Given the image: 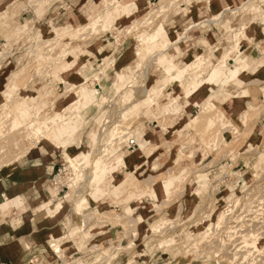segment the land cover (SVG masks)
<instances>
[{
  "label": "rangeland",
  "instance_id": "1",
  "mask_svg": "<svg viewBox=\"0 0 264 264\" xmlns=\"http://www.w3.org/2000/svg\"><path fill=\"white\" fill-rule=\"evenodd\" d=\"M214 1L0 0V163L9 166L8 157L34 148L62 164L50 183L54 195L61 192L55 212L68 203L79 219L48 242L63 264H264V80H247L264 68V0H228L226 10L213 9ZM244 3L242 19L229 12ZM61 8L75 18L63 20ZM91 13H100L93 26L85 24ZM72 25L73 41L49 42ZM198 37L201 45L185 54ZM217 48L199 72L178 79L166 71L172 59L187 62ZM222 59L228 63L221 73L241 66V76H208ZM126 61L130 66L115 75ZM192 83L209 96L189 111L179 98ZM158 94L164 101L154 103ZM33 97L27 115L22 103ZM21 105L15 131L8 111ZM196 117L201 124L192 127ZM34 118L36 127L46 122L47 136L32 127ZM120 154L130 161L119 163ZM108 225L121 231L116 243L103 239ZM243 244L250 249L239 250ZM72 246L74 259L66 253Z\"/></svg>",
  "mask_w": 264,
  "mask_h": 264
},
{
  "label": "crops",
  "instance_id": "2",
  "mask_svg": "<svg viewBox=\"0 0 264 264\" xmlns=\"http://www.w3.org/2000/svg\"><path fill=\"white\" fill-rule=\"evenodd\" d=\"M229 5L228 0H219L213 4L212 8H219L220 10L225 7L226 10ZM69 9H71V6H69ZM60 10L63 13V20L67 21L76 16L74 12L62 8ZM214 32L215 30L212 31V35ZM204 39L208 40V37L205 36ZM201 40L202 38L198 37L195 43L186 47L183 52L185 54L191 53L197 46L201 45ZM243 51L247 52L249 49L245 48ZM121 64V69L116 71L115 75L117 76L124 72L122 71L123 68L130 66L131 61L121 62ZM9 66L10 64L7 63L5 68L7 69ZM3 74L4 72H0L1 84L5 80ZM212 75L221 76L216 81L222 80L226 76L223 72L221 75L220 70L215 71ZM248 75V81L260 78L264 80V68ZM129 78L128 76L127 79ZM209 89L212 90L213 87L205 89L204 92ZM236 105L234 103L232 106H228L227 111L231 114L235 113ZM193 109H196V107L189 109V111ZM153 142L160 145L161 139H154ZM14 143H16L15 140ZM44 146L45 144L40 145L42 149L46 148ZM8 158H10L9 166H6L3 162L0 163V264H41L44 259H51L53 264H63L57 254L47 250L49 249L48 242L51 239H61L68 231L69 225L77 228L79 219L73 214L72 207L68 203H64L63 208L55 212L61 192L54 195L50 183L53 182L56 170L62 167V164L53 156L44 155L34 148L30 149L22 158ZM154 158V162L151 163L158 160L157 156ZM130 159L128 158L126 162H129ZM132 161L134 160L132 159ZM124 168L126 171L128 170L127 166ZM124 168L121 169L118 177L123 175ZM149 177H154V175L150 174ZM106 203L108 207L115 206ZM144 227L143 223L138 224L137 233L140 240L146 232ZM119 233L121 231L118 226L108 225L103 239L106 243L110 241L116 243ZM75 246H72V249L66 252L69 258L72 256L74 259L77 255ZM129 259L131 260L130 257Z\"/></svg>",
  "mask_w": 264,
  "mask_h": 264
},
{
  "label": "bare ground",
  "instance_id": "3",
  "mask_svg": "<svg viewBox=\"0 0 264 264\" xmlns=\"http://www.w3.org/2000/svg\"><path fill=\"white\" fill-rule=\"evenodd\" d=\"M108 0H106V2H107ZM122 1V0H121ZM248 1V0H247ZM247 1H245V2H247ZM119 3H120V1H118ZM207 5V4H206ZM247 5H248V3H244L243 5H241L238 9H234V10H229V12L230 13H239V14H241L240 16H241V19H242V17H244L245 16V12L244 11H246L248 8H247ZM208 6V5H207ZM118 8H122L121 7V5L119 4L118 5ZM252 8V7H251ZM201 9H203L202 7H200V10ZM250 9V8H249ZM251 10V9H250ZM170 11V10H169ZM241 11H243V12H241ZM107 11H104V13L103 14H105ZM100 15V13L99 14H95V13H91L89 16H88V18H87V22L85 23V24H87V25H94V24H96V23H94V20H97L98 19V16ZM236 17V16H235ZM152 18V17H151ZM150 18V19H151ZM101 19V18H100ZM150 19H148V21H154L155 22V20H154V18L152 19V20H150ZM141 21V20H140ZM148 21H146V22H148ZM145 22V21H144ZM144 22H143V24H144ZM151 22V24H153ZM186 22V21H185ZM208 23H211V24H214L215 22H216V20H212V21H207ZM140 24H138V25H141V22H139ZM135 24V23H134ZM133 24V25H134ZM175 24H177L176 26H179V23H178V21L175 23ZM199 24V23H198ZM148 25V24H147ZM169 25H171V24H169ZM200 25V24H199ZM136 26V25H135ZM151 26V25H150ZM175 26V27H176ZM197 27H198V25H196ZM195 26V27H196ZM148 27V26H147ZM175 27L173 26V24L171 25V26H169V28H168V30H174L175 29ZM77 27H75L74 25H72L71 27H69V29L68 30H66L65 32H63V33H61V34H56V36L55 37H53L49 42H56V41H58V40H60L61 38L63 39V37H65V38H69L70 37V39L72 38L73 39V36L75 35V34H77L78 33V30L76 29ZM96 28V27H95ZM134 28V27H133ZM143 28H144V26H143ZM149 28V27H148ZM163 29V27L161 26V25H158L157 27H156V29L153 31L154 32V37L155 38H157L158 36H159V34L161 33V30ZM231 31V30H230ZM92 32V31H91ZM228 33V32H227ZM226 34V33H225ZM226 36V35H225ZM64 38V39H65ZM88 38V37H87ZM71 39V40H72ZM227 39V38H226ZM86 40V39H85ZM179 40V41H178ZM177 41V43H179L180 42V38L178 39ZM182 40V39H181ZM73 41V40H72ZM226 42V41H225ZM171 44V42H170V40L168 39L167 40V44ZM177 43H175V44H177ZM172 44H174V43H172ZM180 44V43H179ZM174 46V45H173ZM201 52L202 53H195L194 54V56L193 57H191L190 59H188L187 60V62L186 61H178L177 60V58H175V59H172V61H170V63H168L167 64V66H166V71H167V73L168 74H170V75H172L173 77H175V78H178V79H182V78H184V76H186L185 74L191 69L192 71L193 70H199L203 65H205L204 63L205 62H208L209 60H210V58L212 57V54L214 55V53H219V51H218V48L217 49H215V51L213 52V53H211V51L210 50H201ZM225 53V52H224ZM223 54V53H222ZM2 56V53H0V57ZM65 57V56H64ZM64 57H62V59L64 58ZM226 59H222V61L220 60L215 66H214V68L211 70V73L208 75V76H210L211 74H213L215 71H218L219 69H222V67L224 66L225 67V65L228 63V62H226L225 63V65H224V61H225ZM226 67H228V66H226ZM191 71V72H192ZM190 72V71H189ZM199 72V71H198ZM243 73V70H242V68H241V66H234V67H228L227 68V73H225L226 74V76H231L232 78H235V77H239V76H241V74ZM188 74V73H187ZM190 74V73H189ZM197 74V73H196ZM221 75H222V73H221ZM196 83H192L191 85H189L188 86V88H185L187 91H185L186 93H187V97H182V98H179V101H181V105H182V107H183V109H188V108H195V107H197V105L199 106V105H202L204 102H206V98L209 96V95H203L202 93H200L199 91H197V89L195 88L196 87ZM14 87V86H13ZM81 87H83V86H81ZM9 88H11V87H9ZM76 88V87H75ZM73 89V88H72ZM75 90V89H74ZM10 91V90H9ZM8 91V92H9ZM10 93V92H9ZM66 93H68V92H66ZM216 92H212L211 94H215ZM74 94V93H73ZM9 95V94H8ZM65 95V94H64ZM63 95V96H64ZM36 97V96H35ZM35 97H33L31 100H28V101H26V102H24V103H22V104H25L24 105V108L26 109V113H27V115H29V113H30V110H32V108L30 107V105H29V103L30 102H32V101H36L37 100V98H35ZM73 96L72 95H68V96H66V97H64V98H62V99H60V100H58L57 101V103L56 104H58V106L59 107H61V106H63L64 105V103H66L67 101H68V99H71ZM152 97H154V103L156 102V100H162L161 98L163 97V96H161L160 94H158V95H153ZM162 101H164V100H162ZM179 101H178V103H179ZM177 101H175V103H176ZM199 102V103H198ZM6 103V102H5ZM38 104H39V101L37 102ZM15 104V103H14ZM9 106V105H8ZM7 106V107H8ZM11 106V105H10ZM14 106V105H13ZM12 106V107H13ZM91 106V105H90ZM11 107V108H12ZM36 107V106H35ZM89 107V106H88ZM87 106H84V107H82V108H78L77 110L79 111V110H85V109H87L88 108ZM9 108V107H8ZM10 108V109H11ZM9 109V110H10ZM7 110V109H6ZM13 110V111H12ZM14 113V114H12V112ZM22 111H23V107H22V105H21V107L20 108H18L17 106L16 107H14L13 109H11L10 111H8V112H10V114H12V116L13 117H15L14 119H13V129H15V131H17V129H19L20 128V126L22 125L21 123H19L18 121H17V118L22 114ZM7 113V112H6ZM18 114H20V115H18ZM152 115H154V114H152ZM135 116H137V114H135ZM205 119L206 118H203L202 119V122H204L205 123ZM201 120V119H200ZM199 120V118L198 117H196L194 120H193V122L191 123L192 124V127H196V126H198L199 125V123L201 122ZM36 121H37V119L36 118H34V119H32V127H36ZM206 122H207V120H206ZM211 123V122H210ZM201 124V123H200ZM211 125H212V123H211ZM210 126V125H209ZM203 127V126H202ZM207 127V126H206ZM37 129H35V130H37V132L40 134H43L44 136H47V132H48V130H47V128H48V126L46 125V122H43V126L42 127H36ZM198 128V127H197ZM204 128V127H203ZM2 132V131H1ZM118 132H116L115 134H117ZM58 139L59 140H61V137H60V135L58 136ZM58 144H60V142L58 143ZM144 154L146 153L147 155H148V151L146 152V151H144L143 152ZM128 157H126L125 155H123V154H120L119 155V157L116 159L119 163H121V162H125V161H127L128 159H127ZM109 162H111V160L109 161ZM2 167V166H1ZM99 172H101V170H98ZM98 174V173H97ZM132 178V177H131ZM98 179V178H97ZM135 180V179H134ZM130 181V180H129ZM130 183H131V181H130ZM96 198H97V196H96ZM246 200V199H245ZM244 200V201H245ZM243 201V200H242ZM241 201V202H242ZM247 201V200H246ZM245 201V202H246ZM240 202V203H241ZM249 202V201H248ZM232 204V203H231ZM246 204L247 203H245V206H246ZM238 205V204H237ZM241 205V204H240ZM232 206V205H231ZM235 206V205H234ZM242 206H243V204H242ZM244 207V206H243ZM233 208V207H232ZM232 208H231V213H234V211L235 210H237V209H235L234 210V208H233V210H232ZM236 208V207H235ZM237 208H239V206H237ZM229 211H227V212H229ZM226 212V211H225ZM237 212V211H236ZM230 213V214H231ZM140 217H139V219L137 220V223L139 224V223H143V222H145V218H144V216L143 215H139ZM236 233L238 232V231H235ZM252 232V231H251ZM236 233L234 234L235 236H236ZM243 234H244V232H242ZM241 233V234H242ZM246 233H248L249 234V232H246ZM238 236V235H237ZM241 236V235H240ZM245 238V237H247V236H242L241 237V239L242 238ZM254 237H257V236H254ZM238 238H240V237H238ZM238 238H236V239H238ZM249 238H251V236L250 237H247V238H245V239H249ZM258 238V237H257ZM240 239V240H241ZM245 239H242L244 242L245 241H247V240H245ZM251 240V239H250ZM259 240V239H258ZM236 241H238V242H240L239 240H236ZM249 241V240H248ZM252 241V240H251ZM253 242V241H252ZM256 241H255V239H254V242L253 243H255ZM235 243H237V242H235ZM234 243V241H233V244H235ZM247 245V244H246ZM251 245V244H250ZM237 246V245H236ZM248 246V245H247ZM247 246L245 247L244 246V244H243V246L241 245L240 247L238 246V248H241V249H239V250H244L245 248L247 249L246 251H248L249 249H250V247L248 246V248H247ZM243 247V248H242ZM252 247V246H251ZM253 248V247H252ZM255 248V247H254ZM246 258V257H245ZM244 259V258H243ZM247 259H244V261H246Z\"/></svg>",
  "mask_w": 264,
  "mask_h": 264
}]
</instances>
